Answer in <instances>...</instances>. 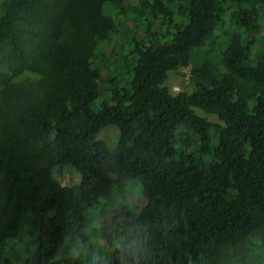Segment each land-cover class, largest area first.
I'll return each instance as SVG.
<instances>
[{
    "label": "trees",
    "instance_id": "1",
    "mask_svg": "<svg viewBox=\"0 0 264 264\" xmlns=\"http://www.w3.org/2000/svg\"><path fill=\"white\" fill-rule=\"evenodd\" d=\"M94 214L108 263L77 257ZM258 238L264 0H0V264H243Z\"/></svg>",
    "mask_w": 264,
    "mask_h": 264
},
{
    "label": "rangeland",
    "instance_id": "2",
    "mask_svg": "<svg viewBox=\"0 0 264 264\" xmlns=\"http://www.w3.org/2000/svg\"><path fill=\"white\" fill-rule=\"evenodd\" d=\"M121 35L125 32V22L121 25ZM123 29V30H122ZM118 41V40H117ZM184 75H180L175 71H171L167 78V84L174 89L179 91L181 89L192 90L190 85L189 75L190 67H184L182 69ZM120 135L119 127L115 124L106 126L101 132V138L106 140L111 150L116 149L118 139ZM55 176L64 184L72 185L80 180V174L75 168L71 166L64 167L62 172L57 171ZM112 206L113 209L120 207L123 204H128L133 209L142 208L147 199L143 193V184L140 178L135 179L133 182L126 187V189L120 190L113 196ZM97 215L92 217L89 225V233L91 237L85 238V242L80 245V249H77V257L85 258L89 261H100L102 263H108L112 256V247L108 238L104 236L106 229L104 224L98 222ZM120 245L121 240H115ZM114 244V243H113ZM248 251V258L243 260V264H257L262 262L264 264V238H258L256 241L251 242ZM71 252H73L71 250Z\"/></svg>",
    "mask_w": 264,
    "mask_h": 264
}]
</instances>
